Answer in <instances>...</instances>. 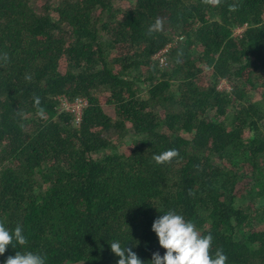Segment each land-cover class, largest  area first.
<instances>
[{
  "label": "trees",
  "instance_id": "16d2710c",
  "mask_svg": "<svg viewBox=\"0 0 264 264\" xmlns=\"http://www.w3.org/2000/svg\"><path fill=\"white\" fill-rule=\"evenodd\" d=\"M172 35L161 68L153 54ZM58 94L86 98L77 124ZM262 125L264 0H0V222L28 241L0 264L17 251L116 264L113 241L151 264L164 254L151 225L169 210L227 264H264Z\"/></svg>",
  "mask_w": 264,
  "mask_h": 264
},
{
  "label": "clouds",
  "instance_id": "9594fccd",
  "mask_svg": "<svg viewBox=\"0 0 264 264\" xmlns=\"http://www.w3.org/2000/svg\"><path fill=\"white\" fill-rule=\"evenodd\" d=\"M203 2L219 5L221 0H203ZM231 10H236V6H231ZM161 28L162 20L158 18L149 26L148 34L151 35ZM4 58L7 59L6 54ZM33 102L37 114L43 115L45 110L40 106V97L34 96ZM177 156L176 149H169L153 155V160L156 164H165ZM151 231L155 233L159 247L164 249L163 255L159 252L152 253L151 264H227L228 258L222 248H217L213 256L212 235L210 233L202 235L193 222L185 220L183 215L177 214L174 210L158 216L151 225ZM13 240L20 246L27 244L22 226L18 223L10 231L0 222V255L5 253L9 245H13ZM109 246L111 253L118 257L116 264H143L131 247H122L119 241H113ZM4 264H45V257L31 251H17L14 256H8Z\"/></svg>",
  "mask_w": 264,
  "mask_h": 264
},
{
  "label": "built area",
  "instance_id": "2783aa9c",
  "mask_svg": "<svg viewBox=\"0 0 264 264\" xmlns=\"http://www.w3.org/2000/svg\"><path fill=\"white\" fill-rule=\"evenodd\" d=\"M237 29V27H236ZM182 35H176L175 38H170V40L160 49H158L154 54L153 58L156 60L157 64L161 68H165L168 65V50L173 42L176 40L182 39ZM223 78L220 79V82H224ZM218 84V85H219ZM56 99V108L58 110H66L71 113L72 120L74 124H77L80 120L81 112L83 107L87 104V100L84 96L78 95L75 96L72 100L67 99L66 96L58 94L55 96Z\"/></svg>",
  "mask_w": 264,
  "mask_h": 264
},
{
  "label": "rangeland",
  "instance_id": "374dc122",
  "mask_svg": "<svg viewBox=\"0 0 264 264\" xmlns=\"http://www.w3.org/2000/svg\"><path fill=\"white\" fill-rule=\"evenodd\" d=\"M113 1H114V3L122 2V4H126L128 2V0H113ZM242 28H243L242 26L237 27V29L234 28L233 33L238 34V32L241 31ZM175 36L176 35H172L171 38L174 39ZM223 79L225 80L224 82H221L220 84H219L220 80L217 82V87L220 89H226V90L230 89L231 88L230 83L227 81V79H225V78H223ZM141 93L145 94V90L143 89L141 91ZM252 97L256 98L255 95H253ZM55 101H56V99H55ZM259 129L264 132V125H262ZM133 138H134V136L132 134H126L121 139L114 138V139H112L111 143L107 147L101 149V151L94 152L93 156H98L100 154V152H103V151L104 152H118L125 146V144L130 142L131 139H133Z\"/></svg>",
  "mask_w": 264,
  "mask_h": 264
}]
</instances>
